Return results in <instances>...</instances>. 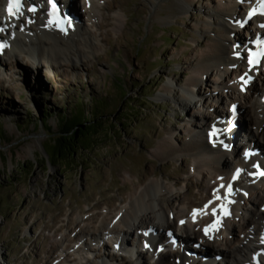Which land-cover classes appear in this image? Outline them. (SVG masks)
<instances>
[{
	"label": "rangeland",
	"instance_id": "1",
	"mask_svg": "<svg viewBox=\"0 0 264 264\" xmlns=\"http://www.w3.org/2000/svg\"><path fill=\"white\" fill-rule=\"evenodd\" d=\"M76 1L81 30L93 44L75 68L71 63L37 66V61L41 63L38 57L31 65L24 54L12 57L16 49L0 58V264H116L111 255L115 260L128 259L127 252L112 253L117 240L113 235H102L96 246L83 239L87 245L82 240L63 242L66 247L55 253L50 248L68 235L72 239L78 228L92 229L105 217H113L115 224L132 192L152 181L165 188L155 195L156 202L166 211L172 210V216L175 209L184 210L186 222L191 208L212 200L210 187L215 178L205 170L196 172L191 155L160 159L156 147L166 138L177 147L184 145L190 137L189 124L199 128L202 115H218L227 107L230 90L221 89V81L213 73L193 89L195 93L199 90L202 100L195 96L183 108L178 99H183L185 82L197 65L195 59L204 51L203 42L219 31L214 25L213 31H205L204 23L211 20L213 24V10L234 0H93V18L85 14V0ZM185 2L188 9L180 11ZM236 2L238 12L249 16L245 0ZM231 29L236 39L254 33L251 22L249 29ZM16 37L24 40L21 34ZM260 73L264 77V69L257 75ZM228 78L235 80L230 72ZM254 83L264 91L262 77ZM164 87H171L169 94ZM242 87L244 84L240 90ZM214 92L223 96V104L217 101L221 106L214 101ZM74 114L93 125L66 152L54 147V139L61 132L58 121ZM57 150L62 152L60 156L54 154ZM256 169L251 173L256 174ZM257 189L251 193L253 203L264 185ZM244 201L239 205L246 217L250 204ZM174 216L175 220L180 217ZM241 223L233 220L231 237L236 242L244 228ZM172 236H166L164 242ZM218 242L208 243L212 248L215 245L216 259L231 264L220 255L226 248L222 244L218 249ZM228 243L229 247L232 240ZM88 245L95 250H86ZM64 254L69 258L63 260ZM130 260L129 264H138V260ZM141 263L151 264L149 255ZM169 263H174L172 257Z\"/></svg>",
	"mask_w": 264,
	"mask_h": 264
},
{
	"label": "bare ground",
	"instance_id": "2",
	"mask_svg": "<svg viewBox=\"0 0 264 264\" xmlns=\"http://www.w3.org/2000/svg\"><path fill=\"white\" fill-rule=\"evenodd\" d=\"M11 1L3 0L2 5ZM58 2L60 13H67L69 17L67 25L63 28L56 26L50 18H47L45 9L42 7L34 11H24L27 5L35 4V8H37L39 3L44 4V0H22V13L16 18V21L11 20L8 24L10 31H0V38H8L7 48H5L2 56L9 52L11 55V52L16 49L12 57H17V53L24 54L30 57L31 65H35V58L38 57L41 63L37 61V66L62 67L71 63L73 68L76 67V61L79 58L87 57L89 52L86 50L91 49L93 43L87 37V32L81 30L79 15H77V11L79 13L81 10L78 8L77 1L62 2L58 0ZM251 2L252 0H245L243 4L245 7H250L252 6ZM83 5L87 6L86 16L93 18L94 13L92 12L95 11L93 0H85ZM179 9L180 11L187 10V3H183ZM238 10L239 6L236 0L227 3L225 1L221 7L218 6L213 10V18L215 16L213 24L209 23L211 20L203 22L205 31H213V25L219 27V31L213 32L212 39L203 42L204 51L195 59L197 65L193 74L185 82L186 88L183 90V99H178L183 108L188 107V103L196 97L202 100L203 97L199 90L195 93L193 89L203 83V77L213 73L221 81V89L230 90L224 105L227 107H222L223 109L218 115L213 113L212 116L211 114L202 115L203 124L199 128L193 123L189 124L191 128L188 132L190 137L184 145L177 147L172 139L166 138L161 140L156 147V155L160 159L173 158L183 153L191 155L196 172L205 170L208 176L215 178L210 187V191L213 190L212 198L209 197L212 199L211 204L205 205L206 202H200L201 204L195 208L198 210L196 222H190L192 216H189L188 222L179 227L178 221L186 218L184 210L175 209L173 216L180 215L175 220V216L173 217L171 214L172 210L166 211L155 200V195L157 193L159 195L165 188L161 183L152 181L139 191L132 190L131 197L126 199L128 200L126 208L119 213L120 217H117L115 224H113V217L110 219L105 217L100 221V224L92 226V229L88 226L77 229L78 226H75V230H77L74 231L73 240L68 235L59 244L51 246V251L55 253L62 250L64 246L66 247L63 242H81L86 239L94 245L102 235H113L117 240L113 243L114 250L112 253L116 254L115 252L120 251L124 255L127 252L129 259L118 258L115 260L111 255L110 257L116 264H129L132 258V263L138 260V264H144L141 263V259L145 255H149L151 264H170V257L174 260V263L171 264H225L222 259H216L218 255L212 250L215 245L212 244V248L211 244H208L209 242L213 243V241L214 243L218 241L221 243L218 249L221 248L222 244L224 245L226 250L220 255L226 256L231 264H261L264 262V206H262L264 190H262L261 195L257 194V203L250 200L251 193L258 190L257 187L260 185H264V177H250L248 175L254 167L264 168V91L259 90L254 83L256 78L262 77L264 81L263 74L257 75L259 69H263L259 63L264 61V55L261 58L259 56L253 58L249 54L247 55L248 50L254 48L253 40L257 36L259 38L257 44L264 45L262 40L264 28L257 30L255 27V33L247 34L246 39L242 40L238 37L236 39L232 36L231 28L239 26L249 29L250 19L253 20L254 18V16L243 15ZM207 17L209 19L212 16L207 15ZM256 18L263 23L264 18L259 17V15ZM3 19L4 24L10 21L9 18L3 17ZM17 34L23 35L24 40H22V36L16 37ZM22 45L26 50H23ZM229 72L235 76V80L228 78ZM244 83L246 87L240 90V86ZM214 84L216 87V82ZM170 88L164 87V90L169 94ZM213 94L214 101L221 106L223 96L215 92ZM217 101H221V104ZM240 101L243 103L241 102V104ZM231 108L235 109L237 113L232 125ZM30 150L32 148L29 149V152ZM248 150H257L259 154L254 157H247L244 152ZM227 155L230 157L228 161ZM222 175L225 176L222 177ZM220 179L226 180L224 182ZM243 199L244 202L250 204V207L245 209L246 217L240 212L243 209L239 203L243 202ZM256 204H259L258 207L255 206ZM167 205L169 207L172 205L171 200H167ZM192 209H190L189 214ZM233 220L237 222L241 220V226L244 227L243 231L240 232L241 238L237 242L231 237L234 226ZM205 225L209 226L207 231L202 230ZM171 234L174 236L185 235L179 240L178 247H173L171 243L164 242L166 236ZM255 237H257V241H254ZM230 240L232 243L228 247L227 243ZM82 242L84 245L85 240ZM195 242L199 244L196 246ZM144 244L148 246H145V250H141ZM205 247L209 250L204 251ZM84 248L89 252L94 249L93 247L89 248V245L88 247L84 246ZM102 248L107 249L105 245ZM64 250L69 251V248ZM197 250H201V252H196V255L195 251ZM258 253L261 255L256 259L255 256ZM68 258L69 256L64 254L62 259Z\"/></svg>",
	"mask_w": 264,
	"mask_h": 264
},
{
	"label": "trees",
	"instance_id": "3",
	"mask_svg": "<svg viewBox=\"0 0 264 264\" xmlns=\"http://www.w3.org/2000/svg\"><path fill=\"white\" fill-rule=\"evenodd\" d=\"M77 114L72 115L70 119H66L65 117H62L58 121V126L60 128V134L58 135V138L54 141L55 143L53 144L54 147H61L64 149L66 152H68V149L73 145V140H77L80 135H84L87 133H84V131H87L91 128L89 125L93 124H88L92 122H88V120L85 117H77ZM95 117V115H94ZM45 127V124H43ZM95 133V130L93 131ZM75 143V142H74ZM73 152V151H72ZM58 154L57 156H60L62 154L61 151L55 152L54 154ZM46 155L49 156V154L46 152ZM50 157V156H49Z\"/></svg>",
	"mask_w": 264,
	"mask_h": 264
}]
</instances>
